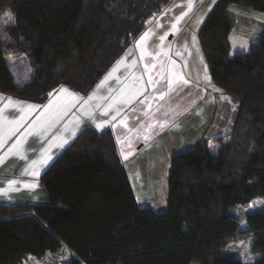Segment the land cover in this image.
<instances>
[{"label":"trees","instance_id":"obj_1","mask_svg":"<svg viewBox=\"0 0 264 264\" xmlns=\"http://www.w3.org/2000/svg\"><path fill=\"white\" fill-rule=\"evenodd\" d=\"M172 0H0L16 22L8 46L33 69L22 90L0 38V94L36 105L65 88L88 96L151 19ZM231 5L264 13V0H219L198 33L212 81L240 104L233 130L171 159L167 211L140 208L112 130L88 126L40 177L48 204L0 203V264H24L67 249L66 264H244L229 246L252 238L264 264V33L230 55Z\"/></svg>","mask_w":264,"mask_h":264},{"label":"rangeland","instance_id":"obj_2","mask_svg":"<svg viewBox=\"0 0 264 264\" xmlns=\"http://www.w3.org/2000/svg\"><path fill=\"white\" fill-rule=\"evenodd\" d=\"M208 1L209 2L206 4L207 0L205 1L204 0H197V1L172 0L162 10V12H160L151 19V21L147 26V29L144 31V33H142V35L145 33H149V35L142 42H141V36H142L141 35L134 42V44L126 50L124 56L122 57L124 58L123 64L118 68V70L102 87L103 94L101 95L102 96L104 95L105 103L97 113L96 111H94V115H93L94 120H97L98 118L99 119L104 118L103 121L99 123V124L102 123L99 126L100 129H103L102 127H104L103 123H105V121L113 120L112 117L116 115L115 114L116 109H119V115H117V118L119 117L120 119L121 111L123 110V104L126 106V108H128L132 104H134V102L137 101L138 103H142L145 106V108L147 109L146 110L147 115L149 113H152L151 116L142 123V125L147 127L146 132H151L149 135V137L151 138L156 137L155 132L153 133V130L159 131L168 127H172L178 122V119L186 117L187 114L190 112H194L195 114L199 113V109H200L199 104L201 102L203 105H205V102L207 100L206 97L210 96V89L207 88V90H205L206 88H204L203 94L201 93L194 94L193 91L190 89L183 91L180 88L176 78L173 76L172 73L169 72V68L167 65L168 60L166 58V54L169 55L172 51V48L175 49L177 47V43L171 42L170 37L178 36L181 33L182 37H186L188 39V42H186V39L183 38L184 44L186 45V49L188 50V53L191 54L188 56L191 57V58L189 57V59L193 64L192 67H194V65L198 66L201 63L203 64V66H205L204 77L201 76V80L204 81V86L206 87V83H207L206 77H210V80H212L211 75L209 74V71L205 63L203 52L198 42V35L196 37V33H199L201 27H203V25L207 21L205 19L206 13L204 12L207 11L208 4L211 2V0ZM189 4H191L190 10H189ZM183 13H187V14L183 15V18L177 22V18L181 17ZM174 24L176 25L175 28H173ZM15 26H16L15 18L9 10L4 12L0 16V38L2 41V49L6 54V61L10 75L17 84V87L20 88V90H22L24 87L30 84L33 76V69L29 61L23 55L14 56L11 54L8 48V46L11 44L10 32ZM161 37H163V39H161ZM138 42H140L139 47L137 46ZM230 55H231V51H230ZM133 60H135L134 65L132 63ZM152 65H154L155 67H152ZM137 69L139 71L142 70L143 72L142 71L141 72L144 73L146 76L142 75L141 73L137 74L136 73ZM104 78L102 79V81L104 80ZM169 81L172 82L171 86L169 85ZM170 87H171V91L169 90ZM117 88L118 90L114 92V90ZM61 89H58L53 93H51L52 95H50L47 103H45L42 106L40 105L41 107L39 105H36L37 107H40L39 111L43 112L42 118H43L44 127H43L42 138L43 136L44 138L42 145L46 149L44 153L47 154L46 157L43 159L44 161V163L42 164L43 166H45L48 160H51L50 162L51 164L61 154V152L72 142V137L75 138L78 135V133H80V132H76V130H78V128L81 129V124H85V119L88 120L85 117V114L83 113L84 109L79 107L81 106L80 103L81 101H78L75 103L74 106L70 108V110L67 111L66 114L62 115L56 122L52 123L50 127L47 126V121L49 120L50 116H52V114L58 108L64 106L66 102L70 100V97H68L67 93H62ZM109 90H111V92H109ZM121 90L124 91V95L120 97L121 100L128 98L137 91H139V95H135L134 99L131 100V103H127V104L117 103L116 105H114V107L109 108L108 105L111 103L112 98L114 96H118ZM68 92L75 93L70 90H68ZM221 93L224 94L223 92ZM162 94H163V99H161ZM88 96H82V97L87 98ZM0 97L3 98L0 101L7 102L8 97L2 94H0ZM11 99L12 101L24 102L23 100L14 97H11ZM49 101L53 102L52 107L46 110L44 106L48 105ZM235 102L237 103V101ZM93 104L95 105V102H93ZM237 104H238L237 106L240 107V104L239 103ZM24 108H25L24 105L20 104L17 105L15 108H13V106H11V109L10 107L7 109L5 108L3 111L2 117L6 118L3 123V132L6 138V142L0 145V157H3V162L0 163V169L5 168L9 164V161L10 160L13 161L15 159L14 157L17 156L16 154H9L8 150L18 139L23 141V144L19 149V153L21 150H25V148H27L26 150L28 151L29 145L33 144L34 147L35 143L36 142L38 143L39 141L40 136L34 135L35 125H37L38 127L39 123H37V121L34 120L36 118L34 112L32 117L29 118L30 115H28V113L29 112L31 113L32 109L29 110L27 108L28 110H26ZM229 108H231V106L227 104L226 105L227 111ZM21 109L24 110L23 114L25 116V119L22 125L19 127V129L15 132V134L8 136V129L11 127V125L7 122L18 120L20 117L16 119H7V114L20 113ZM105 109H108L107 114H103ZM209 114L210 113L208 112L207 115V111L204 112L203 119L202 120L198 119L197 121L198 124L196 128L193 130L190 129V132L187 133V135H185V138H182V136L179 135L180 138H175L176 141L171 140L172 143L168 149L169 153L176 154L182 152L186 149H189V147L191 148V146H194L195 143H198L201 140L204 143L209 142L208 144H210L211 150L213 152H216L219 148V145H217L215 141L216 139L222 137V136L218 137V135L220 134V132L222 134L224 133H226L227 135L230 134L231 131L233 130L235 122L233 121L230 124L231 126L229 125L228 128H226L227 130H229V132H227L226 130H220L218 132V130L215 129L216 126L215 123H214V127L212 126L213 129L212 128L209 129V126L211 125ZM128 115L129 113L126 112L125 120H120L119 122H117L116 121L117 118H116L114 121L120 123L118 124V127H122L129 133H133L134 126L129 127L128 122H130L131 120ZM38 117L39 115H37L36 118L37 120ZM208 120L210 122L209 124H207ZM31 125L32 128L31 130H29L28 128ZM27 132H32L33 134L31 138L32 140H29L30 137L29 134H27ZM72 134L74 135L72 136ZM25 137H29V138L25 139ZM65 138L67 140H64ZM120 144L122 145L121 146L122 148L124 146L127 147L128 152L132 151V146L125 143L124 141L120 142ZM123 150L125 151L126 149L123 148ZM120 155L124 163L128 164L133 160V157L128 155L126 152L122 151L120 152ZM18 158H20L21 161L24 159L21 157ZM9 174H7L6 176L9 178H13V176ZM30 175L32 177V180H30L31 185H34L35 187L33 188L34 190L31 193L33 202L29 203L30 199L27 198L29 199L27 200V203L25 204L23 203L22 205L48 204L47 195L40 184V178H38L40 177L39 176L40 174L37 175L30 174ZM156 175L159 176V180L156 178V180L154 181L155 179L154 176V178L152 179L150 189L149 186L147 187L148 189H145L146 192H144L143 194H145L146 196H143L142 199V201H144L143 203L145 204H143L140 201L138 204L140 208H143L145 207L146 204H149V200L162 199L163 195H166V193L168 192V179H167L169 177L168 167L166 166L161 167V170ZM164 178L165 180L166 179L167 180L163 183ZM36 180L37 183H35ZM148 206L149 205H147V207ZM263 207H264V201L261 199H257L253 201L247 208H237L234 210L233 213L237 218L243 220L248 213L254 210H260ZM165 210L167 211V200H166V208L164 207V211ZM251 247H252V238H247L245 240L237 241L231 244L227 250L228 251L227 253L232 257L241 259L244 264H254L256 254L251 251ZM51 258L55 260L53 264H66L74 260L70 252L64 248L61 249L59 252H57L55 255H52Z\"/></svg>","mask_w":264,"mask_h":264},{"label":"crops","instance_id":"obj_3","mask_svg":"<svg viewBox=\"0 0 264 264\" xmlns=\"http://www.w3.org/2000/svg\"><path fill=\"white\" fill-rule=\"evenodd\" d=\"M218 1L219 0H211V2L208 4V9L206 12H204L206 13L205 15L206 20L211 14V12L213 11ZM208 2L209 1L207 0L206 4ZM228 14L234 19H236V22L229 34V42L231 46V57H233L237 53H249L252 45L256 44L264 33V13L254 11L252 9L246 8L241 5H231L228 8ZM197 35L198 33H196V37ZM183 38H185L186 42H188V39L186 37H182L181 33L178 36L170 37L171 42L177 43V47L175 49L172 48V51L169 55L166 54V58L168 60L167 65L169 68V72L172 73L173 76L176 78L180 88L183 91L190 89L193 91L194 94H197V93L203 94L204 88H206L205 90H207V88L210 89V96L206 97L207 100L205 102V105H203L201 102L199 104L200 109H199L198 114H195L194 112H190L187 114L186 117L178 119V122L172 127H168V128H165L159 131L153 130V133L155 132L156 137L151 138L149 137L151 132H146L147 127L142 125V123L146 121L151 116L152 113H149L147 115V112H146L147 109L142 103H138V101L134 102V104H132L128 108H126V106L122 103L123 110L121 111L120 119L119 117L117 118V115H115L117 118L116 121L119 122L120 120H125V114L126 112H128L129 113L128 116L131 120L130 122H128V125L129 127L134 126L133 133H129L122 127H118V124L120 123H117L114 120L105 121V123H103L104 124L103 125L104 127H102L103 129H100L98 127V125L100 126L102 124V123L101 124L99 123L102 122L104 118L103 119L98 118L97 120H94L93 115H94V111H96L97 113L105 103L104 102L105 97L104 95L103 96L101 95L103 94L102 88L97 93V98L92 100L89 106H84V107L79 106L84 109L83 113L85 114V117L88 120L85 119V124H81V129L78 128L76 132H81L87 126H92L98 131H104L107 129H111L116 138L119 152H122V151L126 152L128 155L133 157V160L130 163L127 164L123 162V164L128 173V176H129V179H130V182H131V185H132L135 197H136V201L138 202V204L140 201L142 203L144 202L142 201V199H143V196H146V195L143 193L146 192L145 189H148L147 188L148 186L150 189L152 179L154 178V176H155L154 181L156 180V178L159 180V176L156 174L161 170V167H165V166L168 167L169 176H170L171 159L173 155L175 154V153L174 154L169 153L168 151L172 143L171 140H175V138H180L179 135H181L182 138H185V135H187V133L190 132V129L193 130L196 128L198 124L197 123L198 119L202 120L203 113L206 111H207V115H208V112L210 113L209 118H210L211 125L209 126V129H211L212 126L214 127V123H215L216 124L215 129L218 130V132L220 130H226L227 132H229V130H227L226 128H228V126L233 121L235 122L238 111H239L238 110L239 107L237 106L238 102L236 103L234 99L228 97L227 95L222 94L220 91H215L214 88L215 89H218V88H216L212 80H210L211 86L209 85L208 81H206L207 82L206 87L204 86V81L201 80V76L204 77L205 66H203V64L201 63L198 66L194 65V67H192L193 64L191 63L189 59L190 56H188L191 54L188 53V50L186 49V45L184 44ZM205 63H206V60H205ZM152 67H155V66L152 65ZM141 71L137 69L136 73L137 74L141 73L142 75L146 76L144 73H142L143 71L142 72ZM184 80H187L188 83L187 84L183 83ZM212 86H214V88ZM116 90H118V88L115 89L114 92H116ZM221 96L228 97L230 98V100H227V99L222 100ZM85 99L87 98L85 97ZM93 102H95V105L93 104ZM80 103L82 105L83 101H81ZM227 104L231 106V108H229L228 111L226 109ZM4 105H7V102L0 101V106H4ZM23 105L25 107L24 109L26 110H28L27 105L36 106V104L29 103V102H24ZM16 106L17 105L13 106V108H15ZM9 107L11 109V106L4 107V109L5 108L7 109ZM40 107L36 106L32 108L31 113L30 112L28 113V115H30L29 118L32 117L33 112L36 118H37V115H39L38 120L36 118L34 119L37 121V123L40 124V125L38 124L39 129L37 125H35V134H34L36 136H40L38 143L36 142L34 147H33V144L29 145L28 151L26 150L27 148H25V150H21L19 154H16L17 156L14 157L15 159L13 161L10 160L9 164L5 168L0 169V203L1 204H15V205L21 204L22 205L23 203L24 204L27 203V200L29 199H30L29 203L33 202L31 193L33 192L34 190L33 188L35 187L34 185H31L30 180H32V177L30 174H35V175L40 174L39 176L41 177L42 173L48 168L47 166L51 162V160H48L45 166L42 165L43 163H39V161L43 160L47 155L44 153L46 149L42 145L43 138H44V136L42 138L44 125H43V118H42L43 112L39 111ZM20 116H21V112L20 113H8L7 119H16ZM207 122H208L207 124L210 123L209 120ZM31 128H32V125L29 126L28 129L31 130ZM74 133H75V130H74ZM27 134H29L30 138L25 137V139L29 138V140H32L31 139L33 135L32 132H27ZM73 135L74 134H72V136ZM224 135H227V134L226 133L222 134L220 132L218 137L224 136ZM73 138L74 137H72V140ZM64 140H67V139L65 138ZM122 141L132 146V151L128 152L127 151L128 148L125 146L123 147L124 149H126L124 151L123 148L121 147L122 145L120 144V142ZM199 143H204V142L201 140L198 143H195V145ZM206 143H209V142H206ZM36 144H37V147H36ZM22 156L26 157L27 159H23L21 161V159L18 157H22ZM32 161H37V164L33 165ZM7 174L12 175L13 178L7 177L6 176ZM164 175H165V172H164ZM167 179L169 181V177ZM166 180L164 178L163 183ZM10 181H15V183L10 184L9 183ZM35 183H37V180L35 181ZM167 193L166 195H163L162 199L149 200V204H146L145 207L143 208H151L156 213L166 212V210L164 211V207L166 208V200L168 203ZM147 199H148V196H147ZM147 205L149 206L147 207ZM41 262L42 260L29 257L24 262V264H40Z\"/></svg>","mask_w":264,"mask_h":264},{"label":"snow or ice","instance_id":"obj_4","mask_svg":"<svg viewBox=\"0 0 264 264\" xmlns=\"http://www.w3.org/2000/svg\"><path fill=\"white\" fill-rule=\"evenodd\" d=\"M191 9V4H189V10ZM187 13H183L181 17L177 18V22L183 18V15H186ZM176 25H173V28H175ZM149 35V33H145L141 36V42L144 41V39ZM161 39H163V37H161ZM194 39V38H193ZM140 42H138L137 46L139 47ZM130 54V53H129ZM128 55V54H126ZM124 62V58H121L120 61H117L116 66L113 67V69L108 73V75L105 76L104 80L101 81L100 84L97 85L96 89L89 94V96L87 97V99H85L84 97L80 96L79 94L76 93H71L68 92L67 89H61L62 93H67L68 97H70V100L66 102V104L60 108H58L53 114L52 116H50L49 120L47 121V126L50 127L52 125V123L56 122L62 115L66 114L68 110H70V108L72 106L75 105L76 102L78 101H83V104L81 105L82 107L84 106H89L90 102L94 99L97 98V93L99 92V90L104 86V84L112 77V75L118 70V68L123 64ZM133 65L135 64V60H133ZM174 63V62H173ZM182 79V77H181ZM206 80L208 81L209 85L211 86V81H210V77H206ZM171 81H169V85L171 86ZM183 83L187 84L188 81L184 80ZM214 88V86H212ZM169 90L171 91V87L169 88ZM215 91H220L219 89H215ZM109 92H111V90H109ZM49 95H52L51 93H49ZM124 95V91L121 90L120 94L118 96H114L112 98L111 103L108 105L109 108L114 107V105H116L117 103H131V100L134 99L135 95H139V91L133 93V95L129 96L126 99L121 100L120 97ZM3 98L0 97V100H2ZM103 99V98H102ZM161 99H163V94L161 95ZM222 100H230V98L225 97V96H221ZM24 102H20V101H12L11 97L7 98V105L4 106H0V145H2L3 143L6 142V138L4 136V132H3V123L4 120L6 118L2 117L3 111H4V107L7 106H15V105H20L23 104ZM52 101H49L48 105H45V109L47 110L48 108L52 107ZM98 106V105H97ZM36 107L35 105H27V108L30 110L32 108ZM107 110L105 109L103 114H107ZM23 109H21V116L18 120H13V121H8L7 123H9L11 125V127L8 129V136L14 135L15 132L19 129V127L22 125L25 116L23 114ZM90 114V113H89ZM116 115H119V109H116ZM113 120L116 119V116L112 117ZM99 127V125H98ZM31 134V133H29ZM23 141L18 139L12 146L11 148L8 150L9 154H19V149L22 146ZM24 159H27L26 157H21ZM50 158V157H49ZM3 162V157H0V163ZM39 163H44L43 160L39 161ZM32 164L35 165L37 164V161H32ZM10 184L15 183V181H10Z\"/></svg>","mask_w":264,"mask_h":264},{"label":"built area","instance_id":"obj_5","mask_svg":"<svg viewBox=\"0 0 264 264\" xmlns=\"http://www.w3.org/2000/svg\"><path fill=\"white\" fill-rule=\"evenodd\" d=\"M56 254V253H55ZM55 254H48L44 259L43 261L40 263V264H53L55 262V260H53L51 257L52 255H55ZM45 261V262H44ZM44 262V263H43Z\"/></svg>","mask_w":264,"mask_h":264}]
</instances>
